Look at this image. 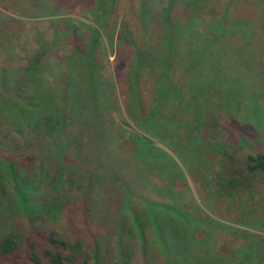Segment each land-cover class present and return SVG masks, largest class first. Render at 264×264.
Returning <instances> with one entry per match:
<instances>
[{
	"label": "rangeland",
	"instance_id": "374dc122",
	"mask_svg": "<svg viewBox=\"0 0 264 264\" xmlns=\"http://www.w3.org/2000/svg\"><path fill=\"white\" fill-rule=\"evenodd\" d=\"M99 1L0 0V69L15 72L25 66L28 59L38 51H43L47 67L51 66L52 70L62 73V76L71 73L69 60L65 58L72 46V32L70 33L69 28L73 23L79 29L89 31V26L96 24L97 19V25L107 28L102 31L104 45L100 46L101 52L98 54L103 74L107 80L111 77L115 80L114 76L117 75V83H123L126 77H120L117 71L119 62L126 65L128 58L134 55L131 40H141L142 48L149 46V49L156 51L163 37L171 30L180 36L176 43V62L183 65L192 62L199 44H205L213 21L223 20L226 24L233 22L236 31L228 39V52L212 48L211 53L202 60L204 64L201 62L196 67L203 69L202 76L194 74L185 82L189 88L184 84L181 94L171 96L168 93L169 103L162 105L157 102L158 60L151 59L156 68L145 72L141 94L142 101L149 106L135 110L128 95L118 88L120 104L116 108L111 107L113 113L108 117V122L115 120L128 128L129 136L131 131H139L166 150L174 161L173 164L162 165L157 160L154 167L159 173L154 178L157 194L147 191L142 179L136 186V191L144 195L148 192L165 201H172L173 196L193 216L205 221L195 236L201 239L197 246L200 257L190 261L194 255L186 253L188 260L182 264H202L201 259L205 256L211 259L208 255L210 249L219 259L206 260L207 264L211 261L214 264H225L226 258L233 256L235 249L243 244V237L247 232L257 234L258 236H251V240L258 246H264V243H260L261 240L264 242V171L250 175L252 183L247 188L227 190L231 179L245 178L247 154L264 152V0H173V8L169 14H165L164 10L168 8L170 0H146L143 12V0H114L111 4L108 3L110 0H103L101 8H98ZM97 15L100 17L96 18ZM166 18L169 20V28L165 26ZM122 42L124 45H121ZM234 51L236 57L232 60L230 53L233 54ZM206 60L212 62L207 68ZM237 61L238 67L241 63L244 64V73L235 67L231 76L226 75L227 66L232 63L236 65ZM2 80L0 86H6ZM125 86L124 91L127 83ZM153 103L155 109H163L162 112L152 114L153 122L148 128L144 125L137 126L133 116L137 118L140 114L144 115L141 118L144 124L150 122L146 117H149ZM117 129L121 136L123 131ZM70 130L72 141L76 138L79 142H86L81 153L83 157L88 156L94 161L91 171L102 169L105 172L114 171L112 175L117 177L123 175L112 159L99 161L101 152L93 154V150L96 151L97 148H94L92 138L85 134L86 131L81 126L72 125ZM43 141L45 142L36 138L38 146L35 151L39 150L37 153L32 154L31 148L24 147L25 152L17 153L20 160L37 172V176H44L48 181L56 178L65 182L69 178L70 191L62 194L65 195V202L86 195L82 193L84 190L96 204L98 199L105 198L104 205L94 217H98L99 222L105 219V228L110 229L114 221L107 220V211L116 212L123 196L118 181L97 179L90 187L85 181L86 170L74 164H58L56 156L52 153V157L50 155L51 144L49 146V141L44 138ZM42 144L49 146L48 149L46 147L48 154L41 151ZM68 146L65 149L72 153L76 152L79 145L72 143ZM113 146L118 157H135V143L131 137H123ZM127 173L124 172L128 180L134 172ZM38 185L40 186L37 188L42 190L38 195L39 200L60 199L61 192L58 189L48 188L51 186L50 181L47 184L39 181ZM12 213L10 217L8 210L5 211L3 220L0 219V230L6 227L7 220L9 223L12 218L15 222L20 220L21 213L17 209ZM22 222L23 220L20 223ZM164 256L157 249L150 264H156L157 260V264H170ZM256 261L263 262L259 258Z\"/></svg>",
	"mask_w": 264,
	"mask_h": 264
},
{
	"label": "trees",
	"instance_id": "16d2710c",
	"mask_svg": "<svg viewBox=\"0 0 264 264\" xmlns=\"http://www.w3.org/2000/svg\"><path fill=\"white\" fill-rule=\"evenodd\" d=\"M111 1L114 0L108 3L111 4ZM101 2L103 0L99 1L98 8H101ZM173 4V0H170L168 8L164 10L165 14L171 13ZM145 5L146 0H143L142 12L146 9ZM98 21L96 19L94 25L87 24L89 31L79 29L73 23L69 28L70 33L72 32V46L65 58L69 60V65L72 63L68 65L72 74L68 72L62 76V73L52 70L51 66L47 67L43 51H38L28 59L25 66L15 72L0 69V80L3 79L1 82L6 85L0 86V219L3 220L2 216L6 210L10 217L15 209L21 213L19 221L15 222L12 218L9 223L7 220L6 227L0 230V264H150V259H154L157 249L165 255L170 264L186 262L188 256L185 254L189 252L194 255L190 261L200 257L197 246L201 239L195 236L205 223L203 218L193 216L173 196L172 201H165L149 195L148 192L144 195L136 191V186L142 179L145 189L155 192L157 184L154 178L159 174L154 170L157 160L159 159L162 165L173 164L174 161L167 151L157 146L153 140L135 130L131 131L130 136L127 135L130 133L128 128H124L115 120L108 122V117L113 113L111 107L116 108L120 104L118 88L128 95L135 110L149 106L142 101L141 94L145 72L156 68L152 63L156 59L159 85L157 102L162 105L169 103L168 93L171 96L181 94L182 86L191 79L190 77L194 74L202 76L203 69L196 67L206 59L212 48L228 52V39L236 31L234 24H226L223 20L213 21L209 26L205 44L202 42L197 46L200 53L196 51L192 62L183 65L176 62V43L180 36L171 30L163 37L157 52L149 49V46L142 48L141 40H131L134 55L128 58L126 65L119 62L117 71L120 77H126L123 84L117 83V75L114 76L115 80L113 77L107 80L103 74L98 54L101 52L100 46L104 45L102 31L107 28L97 25ZM168 25L167 19L165 26ZM234 53L235 51L230 53L232 60ZM205 63L207 68L212 62L206 60ZM235 67L244 73V64L241 63L238 67L237 61L236 65L232 63L227 66L226 75H230ZM125 83L127 88L124 91ZM176 83L179 85H175ZM185 87L189 88L186 84ZM162 110L155 109L154 103L151 104L149 117H146L150 122L146 124L141 119L144 115L140 114L136 118L130 113L137 126L144 125L148 128L153 122L152 116L160 114ZM72 125L81 126L86 131L85 134L92 138L94 148H97L96 151L93 150V154L97 155V151L102 154L98 158L99 161L112 159L123 175L117 177L112 175L114 171L105 172L102 169L92 168L91 171L94 161L88 156L83 157L81 153L86 142H79L75 137L71 140L69 127ZM117 128L123 131L121 136ZM123 137H131L135 143L134 158L126 155L120 158L115 155L117 152L114 151L113 145ZM36 138L42 143L45 142L43 138L49 141L50 148L42 144L41 151L48 154L49 148L50 155L52 153L56 156L58 164H74L86 170L85 181L90 187L97 179L118 181L123 196L116 212L107 211V220L114 221L110 229L105 228V219L102 223L98 221V217H94L104 205L105 198L98 199L96 204L84 190L82 193L86 195L80 198L69 200L70 202L63 200L65 195L62 194L69 192L71 188L69 178L65 182L56 178L49 180L51 186L48 188L58 189L61 192L60 199L39 200L38 195L42 193L41 188H37L40 186L39 181L42 184L49 181L44 176H37V172L24 164L17 155L26 149L24 147L31 148L32 154L39 152L35 151L38 146ZM72 143L79 146L76 152L70 153L65 147ZM134 162L136 165H133ZM128 171L134 173L127 180L124 172ZM244 171L245 178L231 179L227 184L230 188L227 190H240L251 185L250 175L264 171V152L247 154ZM47 173L52 175L49 171ZM251 236L258 235L247 232L243 237V244L235 249L233 256L226 258L225 264H264V246H258L251 240ZM260 243L264 242L261 240ZM209 252L211 249L208 251L211 259L205 256L201 259L202 264L219 259ZM258 258L263 262L256 261ZM210 264L214 262L211 261Z\"/></svg>",
	"mask_w": 264,
	"mask_h": 264
}]
</instances>
